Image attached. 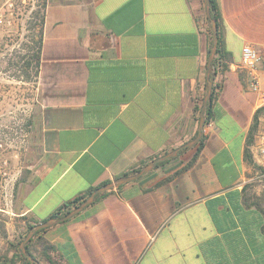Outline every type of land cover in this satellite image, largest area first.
<instances>
[{"label":"crops","instance_id":"crops-1","mask_svg":"<svg viewBox=\"0 0 264 264\" xmlns=\"http://www.w3.org/2000/svg\"><path fill=\"white\" fill-rule=\"evenodd\" d=\"M215 2L221 52L202 144L46 227L52 250L40 264H264V204L245 185L264 107L240 65L251 44L264 87V0ZM210 24L204 0L48 4L41 158L16 192L32 223L197 135Z\"/></svg>","mask_w":264,"mask_h":264},{"label":"rangeland","instance_id":"rangeland-1","mask_svg":"<svg viewBox=\"0 0 264 264\" xmlns=\"http://www.w3.org/2000/svg\"><path fill=\"white\" fill-rule=\"evenodd\" d=\"M75 1L83 0H0V264H23L15 252L32 223L19 209L16 192L41 158L42 100L32 59L40 18L50 3ZM258 130L255 145L261 141ZM255 161L246 191L249 199L264 204V166L257 155ZM40 244L36 239L31 249L41 262Z\"/></svg>","mask_w":264,"mask_h":264},{"label":"water","instance_id":"water-1","mask_svg":"<svg viewBox=\"0 0 264 264\" xmlns=\"http://www.w3.org/2000/svg\"><path fill=\"white\" fill-rule=\"evenodd\" d=\"M205 5H206V11L207 15L210 19V27L212 31V45L211 49L209 52L208 56V61H207V86H206V93L203 97V102L200 110V115H199V122H198V133L197 135L184 143L183 145L175 148L172 151H169L161 156H158L154 158L153 160L149 161L146 165H144L139 171L126 175V176H121L114 181H111L109 183H105L96 189H94L80 204H78L76 207L71 209L69 212H67L65 215L60 216V217H51L45 221L39 222L35 224L32 228L29 229L27 234L24 236V238L21 240L19 247L23 255L28 258L32 264H40V261L36 259L32 254H30L27 251L26 244L27 242L34 236V234L46 227L55 225L60 222H64L77 214H79L82 210H84L87 206H89L96 198L97 194L106 190H110L112 188H117L127 182L136 180L140 178L141 176L145 175L149 171H151L157 163L176 157L179 152L182 149H189L194 147L199 143L201 138L204 135V127L206 125V108L212 98V91L214 87V73H213V61L216 56V52L218 50V42H219V37H218V22L217 19L212 15V7H211V0H204Z\"/></svg>","mask_w":264,"mask_h":264},{"label":"trees","instance_id":"trees-1","mask_svg":"<svg viewBox=\"0 0 264 264\" xmlns=\"http://www.w3.org/2000/svg\"><path fill=\"white\" fill-rule=\"evenodd\" d=\"M47 6L46 5L44 8V12L42 13V16L40 18V23H41V27H40V30H39V37L37 39V49L36 51L33 53V61L35 62L36 64V68H37V72H39V69H40V61H41V49H42V43H43V29H44V24H45V16H46V9H47ZM211 7H212V15L218 19L219 18V12H218V9H217V4L215 2V0H211ZM221 50H220V47H218V50L216 52V56L214 58V61H213V73L214 75L217 74V67H218V62H219V54H220ZM225 66V65H224ZM214 94V87H213V91H212V96ZM211 101H212V98L206 108V124L208 123V120H209V117H210V108H211ZM200 110H201V105H196L195 107V111L200 113ZM259 114L260 112L258 111L256 114H255V118H254V124L251 128V131H250V135L248 137V141H247V147H246V151H245V155H246V159L248 161V163L252 164V165H257L256 161H255V158L253 156V153H252V150H251V146L254 144V141H255V134H256V131L258 129V126H259ZM199 116V115H198ZM198 120H199V117H197ZM203 139H204V136L201 138V140L199 141V145L202 144L203 142ZM197 144V145H198ZM196 146V145H195ZM194 146V147H195ZM184 150V149H182ZM181 150V151H182ZM169 159L167 160H164V161H161L159 163L156 164V167L160 166L161 164H163L164 162L168 161ZM141 169L140 168H137V169H134L132 170L131 172L129 173H126V175L128 174H132V173H135L137 171H139ZM95 188H92L90 189L87 193H85L84 195H81L79 197H76L74 199H72L71 201L65 203L63 206L59 207L53 214L51 217H60V216H63L65 215L67 212H69L71 209H73L74 207H76L78 204H80ZM102 192L98 193L96 198L101 194ZM50 217V218H51ZM35 225V223H30V225L28 226V230L27 232L29 231L30 228H32L33 226ZM45 228L37 231L34 236L27 242L26 244V248H27V251L32 254L36 259H39L35 254L34 252L32 251L31 249V246L33 244V242L38 239V242H40L41 244V256L44 257V258H49V252L52 250V246L49 244V243H46V241H44V239H42L40 236H39V233L44 231ZM21 241H19L18 243V247H17V251L15 252L16 256L19 257L20 260L23 261V264H32L31 261L26 258L23 253L21 252L20 250V247H19V244H20ZM40 261V260H39Z\"/></svg>","mask_w":264,"mask_h":264},{"label":"built area","instance_id":"built-area-1","mask_svg":"<svg viewBox=\"0 0 264 264\" xmlns=\"http://www.w3.org/2000/svg\"><path fill=\"white\" fill-rule=\"evenodd\" d=\"M262 60L259 51L251 44H245L242 51L241 68L247 71L249 75V88L257 94V103L259 107H264V87L258 74V66ZM256 155L262 160L264 166V134L261 133V141L253 145Z\"/></svg>","mask_w":264,"mask_h":264}]
</instances>
